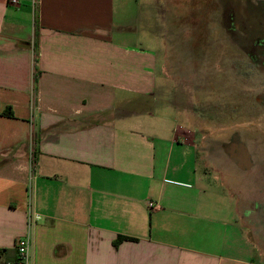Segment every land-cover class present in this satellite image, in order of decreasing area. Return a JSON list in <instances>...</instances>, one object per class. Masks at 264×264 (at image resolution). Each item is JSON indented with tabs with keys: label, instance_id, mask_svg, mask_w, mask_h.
Returning <instances> with one entry per match:
<instances>
[{
	"label": "crops",
	"instance_id": "1",
	"mask_svg": "<svg viewBox=\"0 0 264 264\" xmlns=\"http://www.w3.org/2000/svg\"><path fill=\"white\" fill-rule=\"evenodd\" d=\"M133 3L0 0V264L27 235L31 264H264L238 199L205 186L224 188L219 134L147 116L184 50L171 26L162 50L133 45Z\"/></svg>",
	"mask_w": 264,
	"mask_h": 264
},
{
	"label": "flooded vegetation",
	"instance_id": "2",
	"mask_svg": "<svg viewBox=\"0 0 264 264\" xmlns=\"http://www.w3.org/2000/svg\"><path fill=\"white\" fill-rule=\"evenodd\" d=\"M162 3L166 27L175 28L170 43L184 50L170 56L169 61L174 74L180 76L175 83L184 87L187 82L199 91L210 86L211 75L204 72L215 55L209 29L216 15L223 30L225 23H231L228 32L233 36L224 38L235 49L230 65L224 59V132L207 138L205 146L210 160L224 175L225 191L229 197L238 199L241 215L254 222V230L264 247L263 1L257 0L255 6L246 4L249 21L236 20L239 0H216L215 6L213 0H162ZM202 76L204 83L198 84L196 80Z\"/></svg>",
	"mask_w": 264,
	"mask_h": 264
},
{
	"label": "rangeland",
	"instance_id": "3",
	"mask_svg": "<svg viewBox=\"0 0 264 264\" xmlns=\"http://www.w3.org/2000/svg\"><path fill=\"white\" fill-rule=\"evenodd\" d=\"M262 1L264 5V0ZM256 2L257 0H239L238 18L236 20L247 19L249 21L247 18L248 9L246 8V4L255 6ZM216 4V0H213V5L215 6ZM164 9L165 5L162 3V0H134L132 8L127 10L126 13L130 18L129 31L131 32V43L133 45L139 47H154L158 51L162 50V46L160 48L159 44L161 38L166 36ZM213 20L209 29V35L215 43L213 46L215 55L213 60L210 63L207 62V66L204 68V72L211 75L212 81L210 86L204 87L202 91H199L198 87L193 88L189 82L186 83V88L182 84L180 85L175 82L171 83L170 86L166 83L165 77L160 73L161 71H159L157 83L159 92L145 99L148 107L145 112H149L147 116L153 114L156 115L155 117H159L158 115H167L184 123L186 109L188 111V118L194 123L192 127L197 130L200 128L198 130L199 135L206 132H212L214 135L218 133L220 135L224 132V70L226 68L224 59H228V64L230 65L232 62L231 54L235 52V49H232V46L228 45L224 40L225 37L233 36L228 32V27L231 23L229 21V24L225 23L223 30L218 15L213 17ZM237 25L239 26L241 24L237 22ZM168 64L170 66L167 67L166 71L170 74L173 68L170 62ZM160 65L161 62H159V68ZM203 78L202 76L196 80L198 84L204 83ZM171 79H173V76H171ZM184 88L188 91L187 95L181 93ZM170 90H173V93H175L173 96ZM187 96L191 101L188 104L189 106H187ZM173 97L182 107L180 105L175 106L170 101ZM210 170L212 175L221 174L219 168L215 167L214 169L211 166ZM199 171L201 172V168ZM205 186L212 187L214 191L220 192L223 197L228 196L229 200L234 201L229 197V194L225 191L226 189L220 187L217 182L212 180L211 185L205 182Z\"/></svg>",
	"mask_w": 264,
	"mask_h": 264
},
{
	"label": "built area",
	"instance_id": "4",
	"mask_svg": "<svg viewBox=\"0 0 264 264\" xmlns=\"http://www.w3.org/2000/svg\"><path fill=\"white\" fill-rule=\"evenodd\" d=\"M17 2V0H12ZM151 205V203H150ZM33 215H30V219ZM36 218H39V214H35ZM18 258L14 261H7L5 264H31V250H32V240L29 235L20 238L16 244Z\"/></svg>",
	"mask_w": 264,
	"mask_h": 264
}]
</instances>
